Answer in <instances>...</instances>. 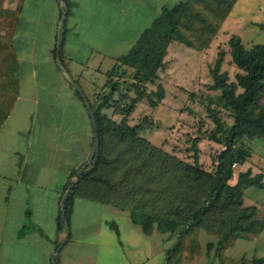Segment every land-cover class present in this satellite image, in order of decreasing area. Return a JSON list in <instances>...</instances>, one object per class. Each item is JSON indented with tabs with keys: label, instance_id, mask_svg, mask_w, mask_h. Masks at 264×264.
<instances>
[{
	"label": "crops",
	"instance_id": "obj_1",
	"mask_svg": "<svg viewBox=\"0 0 264 264\" xmlns=\"http://www.w3.org/2000/svg\"><path fill=\"white\" fill-rule=\"evenodd\" d=\"M17 1L6 0L5 5L14 8ZM52 1L53 18L43 55L36 57L32 48L40 38L39 29L27 24L19 30L25 0H21L12 38L19 90L0 126V264H52L60 245L55 264H169L167 253L178 236L156 227L144 234L127 210L84 198L73 200L62 224L60 201L71 171L89 159L93 145L90 118L74 85L87 102L97 106V96L105 90V73L116 58L128 52L163 7H172L181 0ZM64 8L66 16L58 26ZM105 16H112L120 25H110ZM263 22L264 0H236L219 30L224 31L225 42H217V49L225 47L232 35L239 36L246 47L264 44L244 39L252 32L264 37V30L258 27ZM58 32L61 66L56 60ZM208 49L199 52L206 54ZM166 55L160 82L168 65ZM105 58L111 65L113 62L107 70L102 69ZM231 66L225 64L230 77L235 73L230 74ZM244 142L250 156L234 166L231 184L236 183L240 173L259 177V185L242 188L243 205L255 209L259 226L255 233L237 239L223 256L234 261H264V138ZM195 235L201 256L177 264H220L214 248H205L216 241L215 237L203 229Z\"/></svg>",
	"mask_w": 264,
	"mask_h": 264
},
{
	"label": "trees",
	"instance_id": "obj_2",
	"mask_svg": "<svg viewBox=\"0 0 264 264\" xmlns=\"http://www.w3.org/2000/svg\"><path fill=\"white\" fill-rule=\"evenodd\" d=\"M5 1L0 0V126L19 90L12 38L21 0L14 8ZM235 1L181 0L163 7L128 52L116 58L105 73V90L97 96L98 105L88 102L97 125L99 150L95 163L84 169L70 191L67 215L75 198L127 210L144 234L156 227L178 236L167 253L169 264L198 260L202 250L195 233L200 229L215 237L205 248H214L220 264H264L260 258L234 261L223 256L237 239L255 233L259 226L255 209L244 206L242 199V188L259 185V177L245 172L235 184L231 180L234 166L250 156L244 139L264 138V44L246 47L239 36L232 35L225 47H218L208 69L211 83L207 88L218 91L207 97L206 115L212 126L205 133L192 134L190 160L167 150L164 142L155 145L142 135L158 129L160 120L142 114L134 121L132 116L139 103L155 108L164 100L159 72L166 67L169 44L208 49ZM258 27L264 30V22ZM226 63L236 68L232 77ZM203 142L214 148L207 168L200 162L205 153L200 147ZM78 169L71 171L63 193Z\"/></svg>",
	"mask_w": 264,
	"mask_h": 264
},
{
	"label": "rangeland",
	"instance_id": "obj_3",
	"mask_svg": "<svg viewBox=\"0 0 264 264\" xmlns=\"http://www.w3.org/2000/svg\"><path fill=\"white\" fill-rule=\"evenodd\" d=\"M52 2L54 3L55 0ZM28 17L31 19L33 17V20L28 21ZM52 18L51 0H25L19 30L27 24L34 25L30 27L39 29L40 38L32 47L35 50L36 57L43 55L45 52L43 43L48 26H51ZM105 18L108 19L110 25H112L111 23L120 25L116 23L112 16H105ZM68 21L69 18L66 20V26ZM227 28L229 27L227 26ZM247 38L254 39L256 43L264 41V37L253 32L245 36L244 39ZM217 42H225L224 31L218 33L216 42L210 46L206 54L177 42L171 43L167 49L166 59L168 65L166 73L161 79L165 89L164 100L155 108H149L144 102L139 103L133 114L136 119L140 118L142 114H147L160 120L161 125L158 129L143 132L142 135L155 145L164 142L163 144L167 150L176 151L179 157L185 160H190L193 153L189 150L193 138L191 137L192 134H195L197 130L205 133L207 128L212 126L210 118L206 115L207 97L209 95L216 96L218 91L207 88L208 84L211 83L208 69L216 56ZM28 49H31V46ZM27 55H30V53L28 52ZM112 65L109 59L105 58L102 69L107 70ZM235 71L236 68L231 66L230 74L232 75ZM116 117L119 119V116ZM200 147L205 152L202 154L201 160L203 166L207 168L214 148L211 147L209 142L201 143Z\"/></svg>",
	"mask_w": 264,
	"mask_h": 264
},
{
	"label": "water",
	"instance_id": "obj_4",
	"mask_svg": "<svg viewBox=\"0 0 264 264\" xmlns=\"http://www.w3.org/2000/svg\"><path fill=\"white\" fill-rule=\"evenodd\" d=\"M57 1L59 3L63 2V0H57ZM65 16H66V8L63 9V12H62V15L60 17L58 26L62 25V23H63V21L65 19ZM59 40H60V36H59V32H58V35H57V46H56V60H57L58 65L61 66V64L59 62V56H58V53H59ZM74 87L79 92L81 97L83 98L86 110H87L89 118H90L92 136H93V145H92V150H91V154L89 156V159L74 174V176L72 178L73 179L72 183H70L67 186V188H66V190H65V192H64V194H63V196L61 198V201H60V216H61L62 224L66 223L65 202H66V200L69 197L70 191L74 187V185L77 182V180L81 177L84 169L87 166H89L90 164H94L95 163L97 155H98V150H99L98 131H97V125H96V121H95V117H94L93 111L91 109L90 104L86 101V99L82 95L81 90L76 85H74ZM60 247H61V245L58 246V248L55 250V253H54V256H53V260H52V264H55V260H56V257H57V254L59 252Z\"/></svg>",
	"mask_w": 264,
	"mask_h": 264
}]
</instances>
